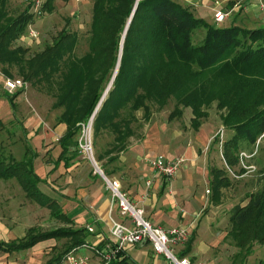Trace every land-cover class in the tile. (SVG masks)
<instances>
[{
	"label": "trees",
	"instance_id": "obj_1",
	"mask_svg": "<svg viewBox=\"0 0 264 264\" xmlns=\"http://www.w3.org/2000/svg\"><path fill=\"white\" fill-rule=\"evenodd\" d=\"M54 1L46 0L44 9L51 12ZM7 2L0 0L1 69L10 78L9 68L19 66L18 71L25 82L40 83L56 76L57 93L52 106L60 110L56 124L66 127L64 135L58 140L62 155L79 153L77 140L82 125L92 117L118 64L111 88L92 120L94 139L103 131L113 134L111 147L104 152L106 155L114 154L108 162L115 161L120 153L126 151L127 140L135 134L131 124L138 122L136 113L139 111H142V119L148 121L154 106L161 110L173 100L175 107L169 119L182 115L178 106L190 107L193 113L191 127L198 129L200 124L196 118L202 114L194 107L195 100L199 102V91L193 80L211 77H232L237 80L239 85L234 98H238H232L228 103L230 116L226 120L229 121L230 118H242L237 111L254 88L250 87L242 93V85L264 77V27L245 29L236 25L213 26L195 17L190 9L176 0H95L88 52L80 58L70 57L76 38L74 33L66 30L61 31L56 40L42 52L26 58L27 49L13 47V43L36 18L28 8L16 18L9 17L6 13ZM135 4L136 9L120 49ZM200 30L204 31V37L195 44L193 35ZM186 74H189L187 81ZM21 91L13 95L4 92L2 95L13 115L16 113L15 99ZM247 102L251 108L260 101ZM2 128L3 123L0 121V130ZM263 132L264 108L251 111L243 122L236 125L234 136L223 144L224 158L229 160L227 153L236 147L239 139L253 143ZM71 147L75 149L71 150ZM35 157L28 142L20 160L13 156L3 157L0 152V179H15L29 199L52 210V217L70 222L56 209L55 200L38 189L40 179L33 167ZM102 158V155L97 156L98 160ZM102 170L105 173V169ZM210 172L212 174L213 169ZM216 183L220 184L218 181ZM229 222L230 230L225 240L229 239L237 249L231 264H244L255 244L263 246L264 250V188L250 195L245 205L232 207ZM87 233L86 228L71 227L45 232L32 230L22 239L0 244V250L18 251L43 240L69 238L70 245L65 251L46 262L59 264L65 253L85 243ZM108 264L137 263L124 257L121 252Z\"/></svg>",
	"mask_w": 264,
	"mask_h": 264
},
{
	"label": "rangeland",
	"instance_id": "obj_2",
	"mask_svg": "<svg viewBox=\"0 0 264 264\" xmlns=\"http://www.w3.org/2000/svg\"><path fill=\"white\" fill-rule=\"evenodd\" d=\"M94 1L95 0H72L68 2H59L55 0L52 5V11L48 12L44 9L42 15L25 28L23 35L13 43V47L22 46L26 48V58H30L42 52L46 46L56 40L61 31L66 30L70 33H74L76 38V44L70 57H82L88 52ZM210 1L212 2V0ZM217 1H219L221 5L219 8H222L224 11L230 12V9L233 8L234 5H236L237 9L235 8L236 11L230 12L228 19L224 23L217 24L212 20L210 22L211 25L217 27L236 25L245 29L264 27V14H257L259 10L256 11V8L251 6L248 0ZM254 3H257V0ZM216 4L218 3L216 2ZM185 7L190 9L189 6ZM27 8L28 7L25 6L21 0H8L6 4V13L9 17L16 18ZM195 17L199 18L198 16ZM31 32L36 33L37 36L35 38L29 36ZM24 37H27V40H24ZM203 37V30L195 32L193 35V43H200ZM18 67L19 66L13 65L9 68L11 74L10 78L23 80L18 71ZM0 72L2 76H6L2 69ZM188 79L189 74H186V81ZM50 80L41 81L40 83L26 82V88L22 90L15 99V115L12 114L9 105L6 106L5 112H2V104H0V121L3 123V128L0 130V152L3 157L8 158L9 156H13L16 160H20L26 142H29L37 150L42 148L40 155L44 154V148L58 146L57 140L60 136L55 129L57 127L56 117L60 114V110L54 109L52 106L55 101L54 95L57 93L56 76H53ZM193 81L196 83L199 91H197V99L199 102L195 100L194 107H196L197 112L199 111L200 114H202L197 117L196 120L200 125L203 123L212 125L217 131V143L215 145L217 147L214 148V146H212L213 150H211V153L214 152V158L210 159V161L214 171L212 173V179L220 182V184L217 185L215 181L212 183V185L216 187L215 189H217L218 206L213 210V218L211 221L213 226L218 227L217 230L227 233L230 230L229 216L232 207L235 205H245L250 195L264 188V132L259 135L253 143H249L245 139H239L236 147L229 150V153H227L228 161L224 158L223 151V144L234 136V128L236 125L243 122V120L250 115L251 111H259L264 108V77L257 78L256 81L242 85V93L247 92L250 87L254 88L252 89L251 95L249 94L246 99H243L237 111V114L241 113L242 118L236 120L230 118L229 121L226 120L230 116L228 103L230 99L234 98V93L236 89H238L237 85L239 84L237 80L232 77H211L205 80L199 78ZM0 86H3V80ZM2 95L3 92L0 87V96ZM2 97L0 98L1 103L4 102ZM237 98L238 97L234 99ZM249 100H251V102L255 100L260 102L257 106L250 108L247 102ZM174 107L175 103L173 100H170L161 110L154 106L152 108V116L148 121L142 119V111L137 112L136 116L138 122H132L131 124L135 134L127 140V146L130 144L131 139L132 141L141 139L147 126H158L160 129L166 127L167 132H173V129L185 131L193 117L192 109L190 107L183 108L180 105L178 106V110L182 111V115L169 119V114L174 110ZM174 116H177V114ZM23 129L25 133H23ZM46 134H52L50 138L52 139L51 143L47 145L46 143L49 141L48 138H45L47 136ZM81 135L82 132L79 138ZM90 135L91 149L99 167V165L101 166L102 163L108 162L109 158L114 156V154H104V152L111 147L113 134L108 131H103L99 134L97 139H94L91 127ZM207 151L206 148L205 153ZM49 152L50 151H48L47 154L45 153V156L42 157L41 161L43 164L51 160L52 154L48 155ZM98 155L103 156L102 161H97ZM82 156L84 159H81L79 156L78 159L80 163L79 166L75 168L74 176L72 175V171L68 172L64 169H61L60 172H56L55 175L49 172L45 183L40 185L42 190L48 194V196L58 200L65 210L70 203H67L68 200L63 198V195H72L73 188L74 190H82L86 181L85 179H90L93 174L96 173L92 164L84 155ZM116 162L117 161L113 163L108 162L106 164L107 168H113L117 165ZM104 168L103 166V169ZM47 171L48 170L45 172ZM57 175L58 177L56 179ZM54 176L55 178H53ZM53 179L56 180L53 181ZM100 179L102 189L105 195H108L104 182L101 177ZM58 181L60 184H57ZM68 181L71 182L69 183ZM206 194L211 196L212 190L208 188ZM6 196L11 198L6 199ZM81 201L83 202L82 198ZM0 218L10 226L20 221L25 222L26 226H35L42 230L64 226L63 222L50 218L47 209L39 208L32 202H29L15 181H0ZM224 242L226 248L222 251L223 259L218 264H231V257L237 249L231 245L229 239ZM64 243L65 240L58 241L57 245L59 249L64 246ZM49 250L50 248L44 249L41 262L48 259ZM218 251L220 252V250ZM244 264H264L263 246L255 244L252 253L245 259Z\"/></svg>",
	"mask_w": 264,
	"mask_h": 264
},
{
	"label": "crops",
	"instance_id": "obj_3",
	"mask_svg": "<svg viewBox=\"0 0 264 264\" xmlns=\"http://www.w3.org/2000/svg\"><path fill=\"white\" fill-rule=\"evenodd\" d=\"M56 1L60 2V0ZM176 1L184 6H189L190 11L195 16H198L209 24L213 20L214 11L222 9L219 8L221 5L217 0H212V2L210 0ZM248 2L258 11L257 3H254L256 0H248ZM235 8L237 9L236 5L230 9V12L236 11ZM257 14L261 13L258 11ZM24 40H27V37H24ZM2 80L3 76L0 72V83H2ZM0 87L4 93L3 86ZM0 104H2L1 111L5 112L8 105L6 100L4 99V102H0ZM55 130L61 138L66 131V127L64 124H59ZM172 131L167 132L166 127L160 129L158 126H147L142 138L136 141H132L131 139L126 151L118 155V158L115 160L117 161L116 166L109 169L106 166L108 162H106L102 163L101 166L99 165V167L102 172L103 166L105 167V173L103 172L105 176L119 180L122 190L134 203H137L144 210L146 218L153 225L164 229L179 226L189 227L190 238L183 247L179 248L182 256L188 257L193 264H218L223 259L222 251L226 248L224 241L227 233L217 230L218 227L213 226L211 221L213 210L218 206L217 189L212 185L215 180L212 179L210 172L212 169L210 159L214 158V152L211 153V150H213L212 146L214 148L217 147L215 146L217 143L216 128L208 123H203L196 130L189 124L185 131L180 129H173ZM46 135L45 138H48L49 141L46 143L47 145L51 143L52 139L50 138L52 134ZM30 146L36 154L33 167L35 174L40 179L38 189L46 196L48 194L42 190L40 185L45 183L49 172L55 175L56 172L64 169L68 172L72 171V175L74 176L75 168L80 163L79 156L81 159H84L79 153L73 154L69 152L62 155L59 143L58 146L44 148L45 152L43 155H40L42 148L37 150L31 144ZM206 148L208 151L205 153ZM74 149L75 147H71V150ZM48 151H50L48 155L52 154L51 160L43 164L41 161L42 157ZM72 155L75 156L70 158ZM155 155H163L170 159L181 156L185 159V162L173 179L153 180L152 185L147 187L146 181L152 176L147 159ZM102 159H97V161H102ZM115 161H112V163ZM46 170L48 171L45 172ZM57 177L58 175L56 179ZM56 179H53V181ZM85 180L82 190H74L73 188L72 195H63V198L68 200L67 203H70L66 210L63 209L58 200L48 196L55 200L56 209L61 211L70 222L61 221L64 223V226L42 230L35 226H26V223L21 221L13 223L10 226L0 218V244H7L22 239L32 230L45 232L58 228L71 227L79 229L93 226L95 232L93 234H86L85 243L72 248L67 253L72 252L75 255H84L88 257L89 264H104L97 251L111 245L109 239L110 220L121 221L126 226H130V222L127 219H122L117 207L110 203L109 196L105 195L101 179L96 173L90 179L87 178ZM0 181H15L24 193L15 179H0ZM68 182L70 183L71 181ZM57 184H60L59 181ZM208 188L212 190L211 196L206 194ZM24 196L37 207L47 209L50 218L56 219L52 217V210L50 208L39 205L37 202L29 199L25 193ZM8 198L11 197H7L6 199ZM60 240H65L64 246L61 249L57 245ZM69 245V238H51L37 242L32 247L23 250L10 252L0 250V264H46L48 260L65 251ZM46 248H50L49 257L46 261L41 262L42 253ZM123 256L128 257L137 264H167L162 257L153 253L151 246L147 242L126 247L123 250Z\"/></svg>",
	"mask_w": 264,
	"mask_h": 264
},
{
	"label": "built area",
	"instance_id": "obj_4",
	"mask_svg": "<svg viewBox=\"0 0 264 264\" xmlns=\"http://www.w3.org/2000/svg\"><path fill=\"white\" fill-rule=\"evenodd\" d=\"M28 7V10L35 18H39L43 13L46 0H21ZM257 7L260 13L264 14V0H257ZM230 15L229 11L216 9L213 20L217 24L224 23ZM31 37H36V33L31 32ZM26 82L21 79L3 76V91L8 95H13L17 91L24 90ZM92 119L82 125V135L78 139V152L84 155L92 164L94 171L102 178L105 189L108 193L110 203L117 207L122 219H127L130 226H126L121 221L110 220L109 239L111 245L97 251L104 264L120 255L128 246H133L143 242L149 243L155 255L162 257L167 264H193L190 259L180 254L179 248L183 247L190 238V230L187 226L172 227L164 229L153 225L145 216L144 210L134 203L129 196L123 192L120 182L113 178H108L98 167L91 149L90 131ZM89 138V140H88ZM185 159L181 156L167 158L163 155H155L147 159V163L152 171V176L146 181V186L150 187L153 180L173 179ZM88 233L93 234V226H86ZM60 264H89L88 257L67 253Z\"/></svg>",
	"mask_w": 264,
	"mask_h": 264
},
{
	"label": "water",
	"instance_id": "obj_5",
	"mask_svg": "<svg viewBox=\"0 0 264 264\" xmlns=\"http://www.w3.org/2000/svg\"><path fill=\"white\" fill-rule=\"evenodd\" d=\"M136 5H137V4H135L134 9H133V11H132V13H131V15H130V18H129L128 22H127V25H126V27H125L124 34H123V38H122V41H121V48H120V49H122V43H123V40H124V36H125V34H126V31H127V29H128V25H129V23H130V21H131V19H132L133 14H134V11H135V9H136ZM120 55H121V50H120L119 58H120ZM118 66H119V64H118L117 67H116V71H117V69H118ZM116 71H115V73H114V75H113V77H112V79H111V82L109 83L108 87L106 88L105 92L103 93L102 98H101L100 102L98 103V105H97V107H96V109H95V111H94V113H93V115H92V117H91L92 120H93V118H94L96 112L98 111L99 107L101 106L103 100L106 98L108 91H109L110 88H111L112 82H113L114 77H115V75H116Z\"/></svg>",
	"mask_w": 264,
	"mask_h": 264
},
{
	"label": "bare ground",
	"instance_id": "obj_6",
	"mask_svg": "<svg viewBox=\"0 0 264 264\" xmlns=\"http://www.w3.org/2000/svg\"><path fill=\"white\" fill-rule=\"evenodd\" d=\"M91 132V131H90ZM91 136V135H90ZM90 138V140H91V137H89ZM89 138H88V140H89Z\"/></svg>",
	"mask_w": 264,
	"mask_h": 264
}]
</instances>
